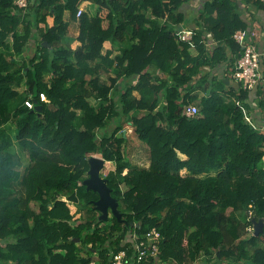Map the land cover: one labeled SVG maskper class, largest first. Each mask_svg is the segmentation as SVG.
Segmentation results:
<instances>
[{
    "label": "trees",
    "instance_id": "1",
    "mask_svg": "<svg viewBox=\"0 0 264 264\" xmlns=\"http://www.w3.org/2000/svg\"><path fill=\"white\" fill-rule=\"evenodd\" d=\"M189 1L0 0V264H110L152 228L159 254L141 264H264V129L249 91L212 75L243 54L240 3L263 6L207 0L182 41ZM128 124L148 167L125 159ZM94 155L114 166L121 220H100L83 184Z\"/></svg>",
    "mask_w": 264,
    "mask_h": 264
},
{
    "label": "built area",
    "instance_id": "2",
    "mask_svg": "<svg viewBox=\"0 0 264 264\" xmlns=\"http://www.w3.org/2000/svg\"><path fill=\"white\" fill-rule=\"evenodd\" d=\"M30 0H13V5L19 10H25L28 7ZM262 4L264 8V0H255ZM82 14V9H79L77 16ZM192 38L191 33L180 34L182 41H190ZM233 39L236 43L242 45L243 54L236 61L234 70L232 72V79L238 83L244 90L254 89L259 82L260 73L258 66L260 62L261 54L258 52L255 45L247 43L245 38V32L238 30L234 33ZM40 101L48 103V100L44 94H40ZM25 106L32 108L33 104L27 100L24 102ZM186 114L195 116L198 114V109L195 105H189L185 109ZM253 231L251 228L248 232ZM161 235L156 228L149 230L142 238H138L135 235L131 237L132 251L128 256L126 251L113 254L110 257V264H141L142 262L154 258L156 259L159 254V247L161 242Z\"/></svg>",
    "mask_w": 264,
    "mask_h": 264
},
{
    "label": "crops",
    "instance_id": "3",
    "mask_svg": "<svg viewBox=\"0 0 264 264\" xmlns=\"http://www.w3.org/2000/svg\"><path fill=\"white\" fill-rule=\"evenodd\" d=\"M33 1V0H32ZM207 0H190L189 2L182 5L180 8V12L183 14L184 19L181 25V32L183 33H191L197 29L195 20L198 17L199 12L202 9L204 2ZM240 2V1H239ZM82 7L84 11H87L89 14H93L96 10V7L92 4L85 2ZM240 14L244 22L247 24V30H245V40L247 43L253 44L256 46L258 52L261 54L260 62L258 66V71L260 73V79L258 85L249 91V101L252 111L250 109L249 115L253 117L254 122L258 123V125L263 126L264 129V109L261 110L257 105V92L261 89L264 92V9L255 5L245 6L240 3ZM78 35V27L76 23L70 24L68 27V42H73ZM213 42H209V46ZM106 48L102 50L104 54ZM118 48L114 51L113 55L118 54ZM195 54L194 52H191ZM212 75L217 78H224L226 81V85H230L236 88V82L232 79V73L229 69L227 63L219 65L212 71ZM264 96V94L262 95ZM203 97L202 93H199L198 98ZM12 134H14L13 127L10 126ZM125 133V130L124 132ZM149 162L145 165L148 167ZM92 264H97L96 262Z\"/></svg>",
    "mask_w": 264,
    "mask_h": 264
},
{
    "label": "water",
    "instance_id": "4",
    "mask_svg": "<svg viewBox=\"0 0 264 264\" xmlns=\"http://www.w3.org/2000/svg\"><path fill=\"white\" fill-rule=\"evenodd\" d=\"M46 46L45 43L42 44ZM227 80H224L226 83ZM35 110L40 111L41 107L36 106ZM104 168V160L101 158L91 157L89 159L88 178L83 182L87 190H92L97 193L99 199L94 204V209L100 214L99 219L105 220L108 217L109 212L112 216L120 219V214L117 210V202L111 197V190L107 187L106 179L101 177L100 172ZM253 233L254 236H258L263 230V220H253ZM110 261V259H109Z\"/></svg>",
    "mask_w": 264,
    "mask_h": 264
},
{
    "label": "rangeland",
    "instance_id": "5",
    "mask_svg": "<svg viewBox=\"0 0 264 264\" xmlns=\"http://www.w3.org/2000/svg\"><path fill=\"white\" fill-rule=\"evenodd\" d=\"M103 80H105V77H102ZM18 92H22L21 90H18ZM135 96H138L136 93ZM197 106L195 103L193 104ZM125 133L124 136L127 138L125 147L123 149L125 159L132 165L137 167H145V165L149 162V154L144 146L143 143H141L136 135L133 132V128L128 124L125 127ZM93 157L101 158L100 156L94 155ZM262 166H264V161L261 163ZM114 169V166L112 163L106 164V167L102 169L100 172L101 177H105V173L108 171H111ZM88 176V175H87ZM109 217H111V213L108 214ZM253 230V225L252 228ZM96 259V255L94 256Z\"/></svg>",
    "mask_w": 264,
    "mask_h": 264
}]
</instances>
